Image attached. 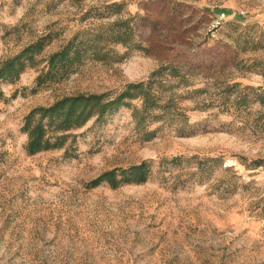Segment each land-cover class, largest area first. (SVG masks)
I'll list each match as a JSON object with an SVG mask.
<instances>
[{"label": "rangeland", "instance_id": "1", "mask_svg": "<svg viewBox=\"0 0 264 264\" xmlns=\"http://www.w3.org/2000/svg\"><path fill=\"white\" fill-rule=\"evenodd\" d=\"M38 41L0 80V264H264V0H0V64ZM149 80L154 106L48 122L64 143L27 152L34 108Z\"/></svg>", "mask_w": 264, "mask_h": 264}, {"label": "trees", "instance_id": "2", "mask_svg": "<svg viewBox=\"0 0 264 264\" xmlns=\"http://www.w3.org/2000/svg\"><path fill=\"white\" fill-rule=\"evenodd\" d=\"M118 5L117 2L113 3ZM108 40H121V35L114 29V24L109 27ZM78 36L70 39L62 48L53 52L48 60V73L62 72L68 62L71 53L76 56L81 52ZM41 47L38 41L24 48L15 56L4 60L0 64V80L13 77L25 66V60L31 58L32 53ZM66 71V69H65ZM64 71V72H65ZM160 70L155 71L154 73ZM43 75V74H42ZM41 78V75H40ZM152 80L128 83L121 91L112 92H88L66 95L49 106L34 108L26 117L24 128L28 131V139L25 148L28 153H34L41 149H47L62 145L66 137H51L47 134L48 122L56 121V127L70 129L85 123L91 116L102 118L110 115L124 105H129L130 100L140 96L143 109H148L156 104L155 95L151 91ZM3 92L0 89V98ZM137 110V109H136ZM38 115V116H37ZM37 116V117H36ZM150 172V163L147 160L128 167H116L107 170L95 178L91 184L97 185L102 181H108L112 186L121 182H141L147 179Z\"/></svg>", "mask_w": 264, "mask_h": 264}]
</instances>
